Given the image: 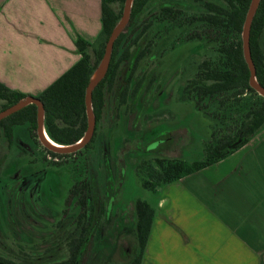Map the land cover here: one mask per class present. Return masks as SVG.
<instances>
[{"label": "trees", "instance_id": "1", "mask_svg": "<svg viewBox=\"0 0 264 264\" xmlns=\"http://www.w3.org/2000/svg\"><path fill=\"white\" fill-rule=\"evenodd\" d=\"M125 1L102 0V30L96 40L90 42L79 36L76 46L81 58L38 95L44 104L45 129L57 143H76L88 129L86 90L101 64L106 43L122 17ZM191 1L201 3V11L191 16L185 25L186 18L183 16H186V5L180 1L133 0L129 21L115 40L107 71L93 90L92 107L96 127L83 148L91 146L109 110L112 120H116L124 106L130 119L138 112V115L142 114L138 105L154 89L156 73L149 62L142 66L141 71L139 67L149 53L152 58L166 51V43L157 40L161 33L168 31L177 41L189 32L185 41L198 39L203 41L204 46H212L214 55L198 63L194 76L188 77L184 85L186 98L193 99L197 108L211 120V138L204 145V158L187 163L179 157H157L159 169H154L142 181L143 186L150 190L216 163L246 144L264 128V96L251 86V72L241 38L252 0ZM196 28L201 30L194 31ZM263 32L264 0H260L251 23L250 45L256 77L264 87ZM229 35L235 38L231 40ZM28 95L0 81V111ZM212 105L214 109H211ZM37 118L38 107L30 103L0 120V133H3L9 145L22 141L19 136L23 133L28 134L30 140L34 139L38 137L35 132ZM167 140L165 147H172V142L169 138ZM105 141L108 146L106 199L102 197L95 175L78 182L70 191L72 196L77 197L79 206L75 214L77 227L64 229L70 222L66 215L58 224V231L63 232V239L58 244L36 255L22 252L17 255L18 258L4 259L0 256V264H84L102 221L108 224L112 221L110 211L115 192L110 168L112 162L109 161L110 143ZM49 151L54 155H70L80 149L69 153ZM33 177L28 175L23 179L32 181ZM135 210L137 220L134 239L128 248L121 247V253L127 259L126 264L142 263L155 212L151 204L143 199L136 200Z\"/></svg>", "mask_w": 264, "mask_h": 264}, {"label": "rangeland", "instance_id": "2", "mask_svg": "<svg viewBox=\"0 0 264 264\" xmlns=\"http://www.w3.org/2000/svg\"><path fill=\"white\" fill-rule=\"evenodd\" d=\"M177 1L186 5L183 18L187 25L191 16L199 14L202 4ZM188 35L186 32L177 41L168 31L158 36L157 40L166 43V51L152 58L149 53L139 67L141 71L149 62L156 73L154 89L138 105L142 114L138 112L131 120L124 106L116 120H112L109 110L89 148L70 155H54L39 137L30 140L23 133L19 137L25 143L18 140L9 145L0 133V255L5 258H16L22 252L36 255L58 244L63 239V232L58 231L60 219L66 215L70 218L65 230L75 229L78 224L75 214L79 206L77 197L70 194L71 188L91 175L97 177L106 199L105 140H108L115 192L110 211L112 221L110 224L102 221L84 264L127 263L121 247L128 248L135 236L136 200L149 201L152 197L153 190L145 188L142 181L159 169L156 158L179 157L187 163L201 160L204 145L211 138V120L193 99L186 98L184 85L188 77L194 76L197 64L212 57L214 50L198 39L185 41ZM229 38L233 40L235 36ZM261 44L264 49V32ZM168 138L173 145L166 148ZM28 175H34L32 181L23 179Z\"/></svg>", "mask_w": 264, "mask_h": 264}, {"label": "crops", "instance_id": "3", "mask_svg": "<svg viewBox=\"0 0 264 264\" xmlns=\"http://www.w3.org/2000/svg\"><path fill=\"white\" fill-rule=\"evenodd\" d=\"M102 30V0H0V81L38 96ZM141 264H264V128L225 158L162 184Z\"/></svg>", "mask_w": 264, "mask_h": 264}, {"label": "water", "instance_id": "4", "mask_svg": "<svg viewBox=\"0 0 264 264\" xmlns=\"http://www.w3.org/2000/svg\"><path fill=\"white\" fill-rule=\"evenodd\" d=\"M132 3L133 0H126L125 1V6L123 10L122 17L118 23V25L115 27L113 32L111 33L105 47V52L104 56L102 58L101 64L99 68L97 69L100 70L98 76L93 79L91 78V81L87 87L86 90V105H87V113H88V129L84 135V137L77 141L76 143L72 144H60L64 145V147H57L52 144H50L46 138L44 137V104L41 101V99L38 96H33V95H28L25 98L19 100L17 103L9 106L8 108L0 111V120L5 118L6 116L14 113L15 111L23 108L24 106L30 104V103H35L38 107V118H37V133L39 140L50 150H53L55 152H60V153H69V152H74L77 151L81 148H83L91 139L95 127H96V118L95 114L93 111L92 107V95H93V90L96 86V84L99 82V80L104 76L105 72L107 71V68L110 63L111 55H112V50L114 47L115 40L119 36V34L123 31L125 26L127 25L130 15H131V9H132ZM260 0H252L249 10L246 15L244 27H243V49H244V56L245 59L248 63L251 75H250V83L251 86L254 87L261 95L264 96V87L258 82L257 77H256V67L255 63L252 57V51H251V45H250V28H251V23L252 20L255 16V13L257 11V8L259 6ZM96 71V72H97ZM95 72V74H96ZM94 74V75H95Z\"/></svg>", "mask_w": 264, "mask_h": 264}, {"label": "bare ground", "instance_id": "5", "mask_svg": "<svg viewBox=\"0 0 264 264\" xmlns=\"http://www.w3.org/2000/svg\"><path fill=\"white\" fill-rule=\"evenodd\" d=\"M99 72H100V70H98V71L96 72V74L93 76V79H95V78L98 76ZM43 133H44V137L46 138V140H47L50 144H52V145H54V146H57V147H64V145H60V144H58L57 142H55L54 140H52V139L50 138V136L48 135V133H47V131H46L45 128H44Z\"/></svg>", "mask_w": 264, "mask_h": 264}, {"label": "flooded vegetation", "instance_id": "6", "mask_svg": "<svg viewBox=\"0 0 264 264\" xmlns=\"http://www.w3.org/2000/svg\"><path fill=\"white\" fill-rule=\"evenodd\" d=\"M1 257H3L4 259H9V258H5L4 256L0 255Z\"/></svg>", "mask_w": 264, "mask_h": 264}]
</instances>
